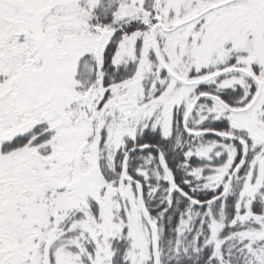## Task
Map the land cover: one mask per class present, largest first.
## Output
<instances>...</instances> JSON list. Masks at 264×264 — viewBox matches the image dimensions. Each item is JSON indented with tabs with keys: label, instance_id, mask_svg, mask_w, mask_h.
Masks as SVG:
<instances>
[{
	"label": "snow or ice",
	"instance_id": "1",
	"mask_svg": "<svg viewBox=\"0 0 264 264\" xmlns=\"http://www.w3.org/2000/svg\"><path fill=\"white\" fill-rule=\"evenodd\" d=\"M0 264H264V0H0Z\"/></svg>",
	"mask_w": 264,
	"mask_h": 264
}]
</instances>
